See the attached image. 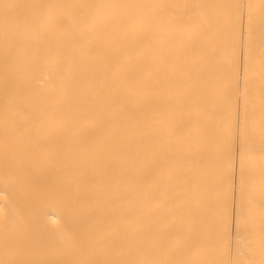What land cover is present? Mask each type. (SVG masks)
I'll return each instance as SVG.
<instances>
[{"label": "bare ground", "instance_id": "1", "mask_svg": "<svg viewBox=\"0 0 264 264\" xmlns=\"http://www.w3.org/2000/svg\"><path fill=\"white\" fill-rule=\"evenodd\" d=\"M0 264H264V0H0Z\"/></svg>", "mask_w": 264, "mask_h": 264}]
</instances>
